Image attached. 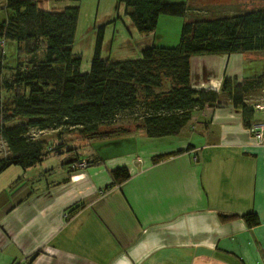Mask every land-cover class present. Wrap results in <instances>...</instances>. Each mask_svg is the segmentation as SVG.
Wrapping results in <instances>:
<instances>
[{
  "label": "crops",
  "instance_id": "obj_1",
  "mask_svg": "<svg viewBox=\"0 0 264 264\" xmlns=\"http://www.w3.org/2000/svg\"><path fill=\"white\" fill-rule=\"evenodd\" d=\"M228 59H204L200 73H216L191 75V86L220 91L224 78H245L223 72ZM138 134L132 152L70 168L30 194L13 184L20 177L0 183V264H264V146L241 111H196L175 137ZM166 154L173 155L153 164ZM118 167L131 178L104 191ZM79 203L85 207L67 217ZM220 213H255L260 224L223 223Z\"/></svg>",
  "mask_w": 264,
  "mask_h": 264
},
{
  "label": "trees",
  "instance_id": "obj_2",
  "mask_svg": "<svg viewBox=\"0 0 264 264\" xmlns=\"http://www.w3.org/2000/svg\"><path fill=\"white\" fill-rule=\"evenodd\" d=\"M118 1L131 9L130 17L142 35L156 31L162 13L183 17L189 7L163 0ZM6 9L11 15L0 22V138L6 147V155L0 158V174L11 166L32 168L48 156L63 154L64 143L48 150L47 141L34 138L33 132L52 130L58 136L76 133L92 140L143 129L148 138L164 139L178 136L194 112L228 105L241 111L246 128L264 121L256 118L254 108L247 103L249 95L264 89V76L241 81L226 78L220 91L191 86L194 55L264 52V8L187 20L176 47L152 46L135 60L102 59L98 47L87 73L80 71L82 60L74 53L78 8L50 12L39 8L38 0H7ZM102 39L101 31L99 42ZM6 40L17 42L19 59L4 81L2 43ZM22 55L28 59L22 60ZM4 93L10 97L5 99ZM123 113L136 122L118 123ZM173 154L155 157L153 164ZM85 162L88 167L104 164L98 156ZM110 174L111 184L104 191L131 177L127 167L115 168ZM84 207L85 203L74 205L68 215ZM218 216L223 223L243 219L249 228L260 224L255 213Z\"/></svg>",
  "mask_w": 264,
  "mask_h": 264
},
{
  "label": "rangeland",
  "instance_id": "obj_3",
  "mask_svg": "<svg viewBox=\"0 0 264 264\" xmlns=\"http://www.w3.org/2000/svg\"><path fill=\"white\" fill-rule=\"evenodd\" d=\"M6 3L7 0H0V22H5L11 15V12L6 9ZM38 3L39 8L50 12H60L70 7L79 9L74 38V53L82 60L80 66L82 73L90 71L91 62L98 47L102 59L111 61L135 60L141 58L143 50L152 46L176 47L181 38L182 27L187 20L239 15L264 8V0H163V3L169 5H184L186 8L189 6L186 15L181 17L162 13L156 31L149 35H142L138 32L130 17L129 12L131 9L118 0H38ZM101 31L103 39L99 42ZM2 44L6 68L2 71L1 79L6 81L12 74L11 69L18 63L19 50L17 42L13 40H6ZM222 57L231 58L230 61L228 59L227 65H225L230 67L229 70L223 69L225 74L244 75L245 78L264 76V52H245L194 55L191 58L192 77L216 73V70L213 69L201 74L200 69L203 66L204 59L212 58L216 60L222 59ZM24 59H28V56L22 55V60ZM233 64L236 66L235 73L230 70ZM3 97L6 99L10 96L4 93ZM247 103L254 108L257 115H264V111L254 107L258 103L264 104V93L262 94L260 91L253 92L249 95ZM129 116L133 117L123 113L118 117V123L126 124L135 121L134 118ZM248 130L250 131V127ZM140 131L143 132V129L134 130L128 134V137L127 135L114 134L92 140L77 137L76 133L58 136L52 130L33 132L34 138L47 141L48 150L56 144L65 142L66 149L77 148L78 151L64 150L60 156H48L42 163L32 168L23 169L11 166L0 174V183L20 177L21 179L15 180L13 184L17 182L26 184V190L29 194L33 190H38L39 185L51 184L52 182L57 184L64 178V172L66 173L70 169V162L78 160L79 157L94 159L95 156H99L103 159L107 156L126 154L132 152L136 146L140 147L142 144L138 140ZM262 145L264 146V144ZM5 153L6 147L0 138V158L6 155ZM19 193L22 194V190ZM26 264L32 263L29 260Z\"/></svg>",
  "mask_w": 264,
  "mask_h": 264
},
{
  "label": "built area",
  "instance_id": "obj_4",
  "mask_svg": "<svg viewBox=\"0 0 264 264\" xmlns=\"http://www.w3.org/2000/svg\"><path fill=\"white\" fill-rule=\"evenodd\" d=\"M262 94L264 93V89L261 90ZM256 109L264 111V104H255L254 106ZM251 135L255 139L258 145L264 144V121L262 122H256L250 127ZM86 162L83 161L80 166L81 167H86Z\"/></svg>",
  "mask_w": 264,
  "mask_h": 264
},
{
  "label": "bare ground",
  "instance_id": "obj_5",
  "mask_svg": "<svg viewBox=\"0 0 264 264\" xmlns=\"http://www.w3.org/2000/svg\"><path fill=\"white\" fill-rule=\"evenodd\" d=\"M66 135H70V134H64V136H66ZM77 137H79V136L77 135ZM64 144H65V145H64V148H65L64 150H66V151H67V150H70V149H68V148L66 149L67 145H66L65 142H64ZM83 161H84V160H83ZM83 161L78 162L77 160H75V161L70 162V163H71V165L69 166V167L71 168L70 170H74V169L76 170V169H78V168H79V169H86V168H89L87 164H86V167H81V166H80V164H81ZM130 174H131V173H130ZM130 178H131V177H130ZM29 196H30V195H29ZM26 198H28V196H27ZM79 204H80V203H79ZM76 205H77V204H76ZM66 216L69 217L68 212H67Z\"/></svg>",
  "mask_w": 264,
  "mask_h": 264
}]
</instances>
